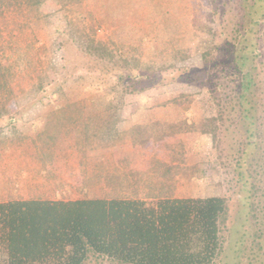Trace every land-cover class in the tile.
Segmentation results:
<instances>
[{
    "label": "rangeland",
    "instance_id": "1",
    "mask_svg": "<svg viewBox=\"0 0 264 264\" xmlns=\"http://www.w3.org/2000/svg\"><path fill=\"white\" fill-rule=\"evenodd\" d=\"M239 2H4L0 203L222 197L216 264H264V16L250 30ZM85 38L117 60L86 53ZM254 48L241 114V55Z\"/></svg>",
    "mask_w": 264,
    "mask_h": 264
},
{
    "label": "trees",
    "instance_id": "2",
    "mask_svg": "<svg viewBox=\"0 0 264 264\" xmlns=\"http://www.w3.org/2000/svg\"><path fill=\"white\" fill-rule=\"evenodd\" d=\"M6 1L0 0V14ZM239 1L243 11H250L251 30L264 16V7L257 10L264 0ZM38 3L42 1L35 5ZM235 31L236 37L242 33L239 27ZM81 46L86 53L97 52L110 61L118 58L105 43L92 38L83 39ZM258 57L255 48L250 56L241 55L245 59L237 96L241 114L249 113L248 86L253 79L252 71L245 67L252 66ZM233 60L239 64L238 57ZM11 95L0 65V118L7 113ZM249 131L252 135V128ZM227 217L228 203L222 197L167 198L154 203L117 197L0 203V264H90L93 260L110 264H216L224 249L221 230Z\"/></svg>",
    "mask_w": 264,
    "mask_h": 264
},
{
    "label": "crops",
    "instance_id": "3",
    "mask_svg": "<svg viewBox=\"0 0 264 264\" xmlns=\"http://www.w3.org/2000/svg\"><path fill=\"white\" fill-rule=\"evenodd\" d=\"M30 200H33V199H30ZM34 200H36V199H34Z\"/></svg>",
    "mask_w": 264,
    "mask_h": 264
}]
</instances>
